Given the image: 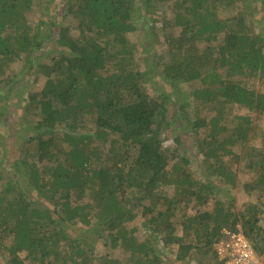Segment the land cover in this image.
Listing matches in <instances>:
<instances>
[{
	"label": "trees",
	"instance_id": "obj_1",
	"mask_svg": "<svg viewBox=\"0 0 264 264\" xmlns=\"http://www.w3.org/2000/svg\"><path fill=\"white\" fill-rule=\"evenodd\" d=\"M246 1L0 0V131L11 110L31 129L14 166L5 169L0 158V264H89L88 238L76 231L80 223L93 233L105 229V243L130 253L128 264H162L160 239L165 246L178 245L174 264L194 251L201 264H224L216 244L227 237L225 228L238 230L240 221L264 256L262 198L240 212L222 200L212 211L200 209L219 191L212 176L236 184L225 155L256 158L253 179L244 189L264 192V93L249 82L264 76V34L254 30ZM171 3L174 18L158 14ZM241 4L232 16H221L220 5ZM137 10L156 26V40L159 22L163 30L180 27L178 33L164 31L168 58L160 61V79L152 65L140 67L146 58L139 56L134 36L141 33ZM49 43L60 47L40 60L37 55ZM31 79L45 84L26 95L23 82ZM158 81L162 88L151 94L147 82ZM183 84L193 87L199 103L215 110L209 121L198 118L196 123L197 129L209 127L197 141L205 181L187 170L186 150L171 156L172 149L164 146L169 126L161 98L172 99ZM16 89L22 94L18 106L10 100ZM184 104L178 110L184 111ZM235 105L256 110L258 121L224 114L225 106ZM30 113L36 116L32 122ZM94 138L107 145L106 158L89 145ZM260 138V145L250 143ZM90 187L94 202L82 203ZM171 187L170 196L166 189ZM179 201H194L197 211L187 215L183 210L179 216ZM140 207L143 216L150 215L144 223L150 231L143 238L136 223ZM179 225L183 236L175 234Z\"/></svg>",
	"mask_w": 264,
	"mask_h": 264
},
{
	"label": "rangeland",
	"instance_id": "obj_2",
	"mask_svg": "<svg viewBox=\"0 0 264 264\" xmlns=\"http://www.w3.org/2000/svg\"><path fill=\"white\" fill-rule=\"evenodd\" d=\"M174 1L175 0H172V3H174ZM172 3L171 8L161 10V12H159L158 14L163 13L164 16H167L169 19L174 18V9H176V6L172 7ZM241 7H243V4H241V6H231V8L222 9L223 5H220L219 9L222 14L221 16L227 17L235 14L237 12V9ZM244 8L246 9V12L250 13L249 17L251 18L254 30L256 32L264 34V0H247L246 3H244ZM134 14L135 18L137 19V26L139 27L138 29L139 31H141V33L139 32L138 34L134 33L136 40L139 41L137 42L139 44L138 48L140 49L139 56H145L147 62H144V60L140 61V67L146 69L149 64L152 65L150 66V70H152L154 72L153 74L160 79L162 77L160 76V61L167 60L168 58V52L166 50V44L163 36L164 31H176V33H178L180 31V27L177 25V27L168 25L167 29L163 30L164 25L159 22L157 24V31L159 35L158 40H156V35L153 29V27L156 29V26L154 25V23H152V20L150 18L142 16V12L138 10ZM162 16L163 15H156V18ZM44 47L45 52L43 54L37 55L40 60L45 58L48 53L57 51L60 46L58 43H49ZM14 69L21 71L19 66L17 67V65L14 67ZM249 82L251 86L259 90L261 93H264V76L262 78L252 77L249 79ZM24 84L26 85L22 89V91H24L26 95H28V92L33 93L42 88L45 84V81L42 79L39 83H35L31 79L29 82H23V85ZM146 87L147 89H149L151 94H157L156 87L162 88V84L160 83V81L156 83L147 82ZM199 87H202V85L200 84ZM16 94L18 98H15V96L13 97V95ZM21 95L22 94L18 89L13 91L10 99L11 103L15 106H18L20 101L19 96ZM193 95V87L189 84H183L178 89L173 90L172 99L167 98L168 100H166L164 98H161V102L167 105V116L165 120L169 126V129L163 133L165 138L164 146L165 148L172 149L169 153L171 156H173L174 154L177 155V153L179 155H182L184 150H186L185 153H189L188 155L190 158V162L185 165L187 166V170L192 173L195 178L205 181V179H208V173H206V170L204 171V157L201 153L198 152L197 141L199 138H203L204 136H206L207 128L209 127L203 126L200 129H197L196 123L198 118H206V120L209 121V119L215 114V110L210 109L208 106L202 103H199V100H197ZM184 102H188V105L184 104ZM182 104L185 105L184 111L182 109L178 110V107H180V105ZM229 113H231L232 115H238L239 117L250 115L254 122L258 121V113H256V110L251 112L248 108L239 107L237 105L232 106L231 108L229 106H225L224 114L228 116L230 115ZM29 117L30 122L34 121V118H36L33 113H30ZM25 121H22L15 110H11V112L8 113L6 123L2 125L0 131V148L3 150V154H0V158L3 157L2 159H4L2 165L5 166V169L14 166V160L17 158L20 143L23 141V138L25 136L31 134V129L29 127L23 126L25 124ZM260 122L264 124V116L260 118ZM227 124L229 126L232 125L231 121H228ZM93 127L94 126L92 125V123H89V128L87 129V131L91 132L93 130ZM49 135L51 136V133H49ZM177 138H181L183 144L180 145V143L177 141ZM261 140L262 138L257 139L256 141L251 140L250 143L260 145ZM89 145H92V148L94 150H97V152L100 151L102 153L101 157H105L104 151L106 150L107 145L104 141L94 138L93 140H90ZM182 146L185 147L183 151L180 149ZM248 146L250 147L251 144ZM235 150L238 154L244 153L242 152L241 147H236ZM96 159L97 158H95V160ZM223 161L229 166H232L236 184L233 186L232 183L223 182L218 178L217 175L212 176V179H210V181L214 180L213 184H216L219 191L215 196H213V198H210L207 204L200 206L201 210L212 211L216 207V200H222L226 204H228L229 202L234 203L233 210L236 212H240L241 210H246L248 204L256 203L258 198H262L264 200L263 191H259L255 194H248L244 189V183L248 180L253 179L252 166H254V164L252 162L257 161L256 158H250L248 160H236V158H233L231 155H225ZM92 190L93 189H91V187L88 189L87 196L82 203L94 202V197H92L91 195ZM166 192L171 196L173 194V188H167ZM129 195H132V192H129ZM193 204L194 201L189 202L188 204H186V202L179 201V204L177 206V212L179 213V216L184 213L183 210L186 211L187 215L194 214L197 209L193 207ZM138 210L139 211L136 217V223L140 227L138 235L143 238V235L146 236L147 234L146 231H150V228L144 225V223L149 222L148 218L150 215L148 214L143 216L141 207ZM127 225L131 226V223H128ZM238 227L242 230L241 221L239 222ZM76 231L82 233L83 236L88 238L89 244L84 243V246L87 248V255L91 257V261L89 262V264H101L102 261L110 259L119 260L122 262V264H128L127 260L130 253H127L121 247H112V245L105 243V240L103 238L105 229L93 233L92 227L89 228L80 223L76 227ZM191 232L193 236L191 237V240L195 242L196 235L195 233L193 234V231ZM175 234L179 236L184 235V229L181 225L178 226ZM157 246L160 250L159 253L163 255L162 264H174L173 258H175L176 256L178 245L172 244L171 246H165L160 239L159 243H157ZM199 257L200 256L198 254L195 255L194 251V253H192L190 257L187 258L184 262H179L177 264H201Z\"/></svg>",
	"mask_w": 264,
	"mask_h": 264
},
{
	"label": "built area",
	"instance_id": "obj_3",
	"mask_svg": "<svg viewBox=\"0 0 264 264\" xmlns=\"http://www.w3.org/2000/svg\"><path fill=\"white\" fill-rule=\"evenodd\" d=\"M223 231L227 237L219 240L216 248L224 264H264V256L257 253L254 243L243 230L225 228Z\"/></svg>",
	"mask_w": 264,
	"mask_h": 264
}]
</instances>
